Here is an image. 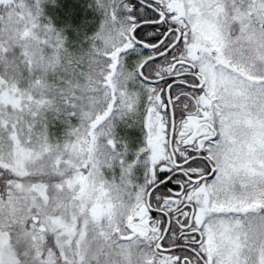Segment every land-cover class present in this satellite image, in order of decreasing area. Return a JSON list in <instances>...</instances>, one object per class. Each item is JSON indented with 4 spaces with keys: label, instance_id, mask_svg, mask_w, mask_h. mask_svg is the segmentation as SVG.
Returning <instances> with one entry per match:
<instances>
[{
    "label": "snow or ice",
    "instance_id": "obj_1",
    "mask_svg": "<svg viewBox=\"0 0 264 264\" xmlns=\"http://www.w3.org/2000/svg\"><path fill=\"white\" fill-rule=\"evenodd\" d=\"M0 0V264H264V0Z\"/></svg>",
    "mask_w": 264,
    "mask_h": 264
},
{
    "label": "trees",
    "instance_id": "obj_2",
    "mask_svg": "<svg viewBox=\"0 0 264 264\" xmlns=\"http://www.w3.org/2000/svg\"><path fill=\"white\" fill-rule=\"evenodd\" d=\"M91 0H56L55 4L47 6V13L58 28H67L66 34L70 41L76 40V29L85 27L90 29L94 13L89 7Z\"/></svg>",
    "mask_w": 264,
    "mask_h": 264
}]
</instances>
